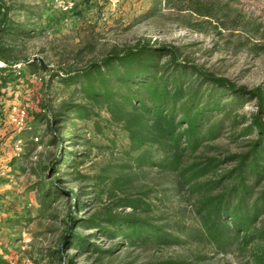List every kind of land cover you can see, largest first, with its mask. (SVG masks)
Wrapping results in <instances>:
<instances>
[{
  "label": "trees",
  "instance_id": "trees-1",
  "mask_svg": "<svg viewBox=\"0 0 264 264\" xmlns=\"http://www.w3.org/2000/svg\"><path fill=\"white\" fill-rule=\"evenodd\" d=\"M176 1L182 9L201 18L221 14V7L210 2ZM11 9L0 0V60L6 64L0 67V168L8 174L20 157L28 156L27 145L34 139L58 146L46 165L37 164L40 172L35 183L39 216L46 215L51 202L66 199L67 203L61 220L63 232L53 250L46 253L49 261L102 264L104 257L112 254L113 247L102 248L90 240L95 233L81 232L95 230L106 238H119L117 245L161 248L207 244L217 253L235 249L247 252L249 264H264V228L257 226L264 214V186L257 190L264 177L261 87L249 89L236 85L181 58L175 46L139 38L131 45L113 47L77 67L58 68L50 77H57L68 97L56 107H50L46 100L37 110H28L25 124L19 129L9 122L8 116L14 105H21V94L32 87L25 69L31 75L47 68L34 59L20 56L21 45L35 40L38 34L33 25L10 18ZM18 61L25 64L19 73L11 67ZM251 101L255 102L254 113L249 116L237 113V109ZM79 123H90L91 130L77 133ZM226 123L234 138L252 137L248 150L223 158L197 153L207 142L220 136ZM244 123L247 124L242 126ZM116 131L126 140L122 147L116 145ZM96 137L106 138L108 144L94 142ZM74 139H80L79 143L90 149L116 150L124 162L115 166L108 163L99 174H81L76 170L80 162L75 157L81 153L62 149L64 143H74ZM17 140L22 142L19 156L12 149ZM227 161H235L234 166L217 173ZM145 168L175 176L179 191L196 196L198 226L157 223L146 215L150 205L141 197L127 193L136 173ZM55 174L59 178L52 179ZM209 175L212 177L207 178ZM70 180L86 182L90 188L86 194H94L97 203L103 197L109 203L87 217H80L76 211L82 210L85 202L79 193L62 186ZM215 190L218 192L214 194ZM125 208L130 211L125 212ZM69 247L79 254L91 253L95 257L93 263L87 262L89 257L76 262V254L64 257L62 252ZM153 264L197 263L167 258Z\"/></svg>",
  "mask_w": 264,
  "mask_h": 264
},
{
  "label": "rangeland",
  "instance_id": "rangeland-1",
  "mask_svg": "<svg viewBox=\"0 0 264 264\" xmlns=\"http://www.w3.org/2000/svg\"><path fill=\"white\" fill-rule=\"evenodd\" d=\"M3 1L12 8L8 14L10 18L33 25L38 34L35 40L21 45L20 56L34 59L47 68L31 75L25 69L32 87L21 94L20 103L30 111L37 110L46 100L50 107H56L68 97V91L59 84L57 77H50L58 68L77 67L99 58L113 47L131 45L139 38L175 46L181 58L202 69L226 77L236 85L249 89L260 86L264 91V0H201L221 7V14L213 18H201L182 9L176 0L169 3L167 0H71L74 5L68 12L57 9L52 0ZM254 112V101L237 109L238 114L245 116ZM260 118L264 120V113ZM77 128V133L90 131L91 125L79 123ZM231 131L226 123L220 136L207 142L197 153L223 158L247 151L252 137L234 138ZM74 140V143H64L62 149L81 153L75 156L80 162L76 170L81 174H99L108 163L115 166L124 162L116 150L90 149L81 145L80 139ZM93 141L108 144L103 137ZM125 143L118 132L116 145L122 147ZM58 149L57 145L41 144L34 139L27 145L28 156L20 157L8 169V178L0 180V264H58L49 261L46 253L53 250L63 232L61 220L67 209L66 199L60 203L51 202L46 215L39 216L35 192L40 172L37 164L46 165ZM26 152L23 146V154ZM234 164L235 161H227L217 173L229 170ZM210 177L212 175L207 178ZM56 178L58 174L52 176ZM62 186L79 193L85 202V207L76 211L80 217H87L109 203L105 197L97 203L93 200L94 194H86L85 191L90 190L86 182L70 180ZM262 186L264 177L257 190ZM128 192L150 205L146 215L155 218L157 223L198 226L196 196L179 191L173 175L155 168L142 169L128 185ZM124 210L130 211L129 208ZM257 226L264 228V214L259 217ZM81 232L95 233L90 240L102 248L113 247L112 254L106 255L102 264H153L167 258H181L197 264H249L248 253L236 249L217 253L210 245L196 243L161 248L117 245L119 238L109 239L95 230ZM76 252L69 247L62 255L76 254L74 258L78 263L89 257L87 262L93 263L95 257L91 253Z\"/></svg>",
  "mask_w": 264,
  "mask_h": 264
},
{
  "label": "built area",
  "instance_id": "built-area-1",
  "mask_svg": "<svg viewBox=\"0 0 264 264\" xmlns=\"http://www.w3.org/2000/svg\"><path fill=\"white\" fill-rule=\"evenodd\" d=\"M54 3V6L61 10L62 12H68L73 7V1L71 0H52ZM24 63L23 62H15L11 65L13 70H15L17 73L22 71L24 69ZM6 64L0 60V67H5ZM28 109L24 105H14L11 108L10 114L8 116L9 122L16 128H22L25 124V120L27 117ZM13 153L15 156H19V154L22 152V142L20 140H17L14 142L13 146ZM8 178L7 172L0 168V180Z\"/></svg>",
  "mask_w": 264,
  "mask_h": 264
}]
</instances>
